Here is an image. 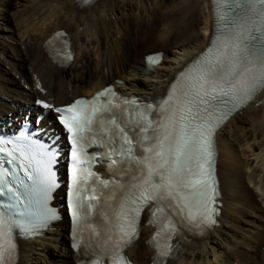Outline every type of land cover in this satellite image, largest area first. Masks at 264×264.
<instances>
[{"label": "bare ground", "instance_id": "1", "mask_svg": "<svg viewBox=\"0 0 264 264\" xmlns=\"http://www.w3.org/2000/svg\"><path fill=\"white\" fill-rule=\"evenodd\" d=\"M187 18H193L188 29ZM0 22L2 118L37 97L62 105L109 83L149 101L163 97L177 74L210 44L213 11L211 0H96L86 7L77 0H0ZM61 29L69 33L74 52L66 64L54 62L49 46ZM146 45L162 49L136 55ZM152 52H163L164 59L148 69L144 55ZM47 123H53L52 116L43 119L44 131ZM217 144L224 204L220 224L204 237L177 240L167 264H264V90L222 126ZM252 147L257 154L249 153ZM251 155L259 161L241 159ZM148 216L140 239L128 250L136 264L155 261ZM66 230L63 222L41 239L23 241L18 264H76L80 256L69 247Z\"/></svg>", "mask_w": 264, "mask_h": 264}, {"label": "snow or ice", "instance_id": "2", "mask_svg": "<svg viewBox=\"0 0 264 264\" xmlns=\"http://www.w3.org/2000/svg\"><path fill=\"white\" fill-rule=\"evenodd\" d=\"M215 10V32L211 46L198 62L183 73L173 86L169 96L160 102L157 111L162 113L155 125L149 114L153 105L145 104L143 109L136 99L125 101L135 105L138 117L135 121L141 135L130 137L129 133L117 123L115 118L108 121L115 132L105 127L97 114L104 111L98 104L100 96H107L111 89L99 93L94 101L77 100L66 108H54L59 113V121L70 134L72 145V200L69 204L74 224L79 227L87 223L102 191L111 181L100 180L91 171L98 154L87 153V148L99 144L106 147V155H117L122 163L135 165L132 182L123 187L119 212L116 218L126 221L119 225L121 239L130 233L143 207L152 202L153 223L157 213H164L165 207H176L178 211L187 210L188 219H193L192 209L205 222H211V163L212 135L215 128L213 118L222 105L231 104L232 111L245 104L259 90H264V0H213ZM62 35V34H61ZM70 59V54L68 55ZM155 61L156 57H150ZM45 108L50 107L44 104ZM72 113V115H69ZM222 113L216 119H223ZM99 125V130L93 128ZM151 131V135H147ZM100 136V140L97 137ZM140 149L137 155L134 147ZM117 141L119 147L117 148ZM111 145V147H109ZM54 154H47L43 162L44 183L51 189L55 181L48 165ZM113 164L117 160H112ZM81 165H85L81 167ZM95 177L92 184L89 180ZM118 187H121L118 185ZM114 195V193H113ZM111 199L105 196L104 202ZM168 201L167 205L163 202ZM134 214V215H133ZM98 216L108 220V215L100 206ZM169 218L161 230L171 225ZM93 234L99 235L96 228L88 225ZM176 232L173 225L169 234ZM160 232L156 233L159 236ZM79 247V244L74 245ZM159 255L169 256L171 244L161 249ZM14 244L6 221L0 214V264H5V254L11 256ZM113 264H119L123 257L113 255ZM99 264V260L92 261Z\"/></svg>", "mask_w": 264, "mask_h": 264}, {"label": "rangeland", "instance_id": "3", "mask_svg": "<svg viewBox=\"0 0 264 264\" xmlns=\"http://www.w3.org/2000/svg\"><path fill=\"white\" fill-rule=\"evenodd\" d=\"M192 19H193V18H191V19L187 18V20H186V22H187V23H186V24H187L186 28H187V29H188V24H189L188 22H190ZM189 20H190V21H189ZM194 22H198V20H195V21H193V23H192V26H197L196 24L194 25ZM0 25H2L1 22H0ZM157 26H159L158 23L156 24V27H157ZM0 28H1V26H0ZM198 32H199V33H200V32L203 33V30H200V29L198 30V29H197V33H198ZM142 49H143V50H142ZM142 49H141V50L139 49L140 51L137 50L136 55L146 53L148 50H149V51H156V50L162 49V47L152 46V48H151V47L147 48V45H146V46H145L144 48H142ZM147 49H148V50H147ZM151 49H152V50H151ZM5 68H6V66H5ZM6 70H7V69H6ZM8 72H10V71H8ZM12 76H14V75H12ZM14 78H15V77H14ZM26 87H27L28 89H26L25 86H24L25 90H29V86H26ZM236 146H238V145H236ZM243 146H246V144L243 145ZM253 151H255V152H254L255 154L258 153V151H256V149H254V147H252V148L249 150V153H251V152H253ZM248 158H249V159H248ZM248 158L245 157V156H241V159H242L243 161H245V160L247 161V160H248L250 163L253 162L254 160H255L256 162L259 161V159L256 160V156H254V155H251V156H249ZM259 164H260V163H259ZM246 170H247V171H246ZM246 170H245V171H246L247 173H250V172H251V169H250L249 167L246 168ZM249 188L252 189V190H254L258 195H260V193H261L260 190H259V189H256L252 184L249 185ZM66 231H67V230H66ZM66 231H65V235H66Z\"/></svg>", "mask_w": 264, "mask_h": 264}]
</instances>
